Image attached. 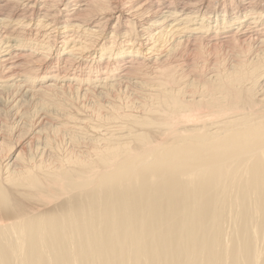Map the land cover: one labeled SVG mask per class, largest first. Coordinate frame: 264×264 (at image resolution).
Listing matches in <instances>:
<instances>
[{
    "label": "bare ground",
    "instance_id": "1",
    "mask_svg": "<svg viewBox=\"0 0 264 264\" xmlns=\"http://www.w3.org/2000/svg\"><path fill=\"white\" fill-rule=\"evenodd\" d=\"M0 264H264V0H0Z\"/></svg>",
    "mask_w": 264,
    "mask_h": 264
},
{
    "label": "rangeland",
    "instance_id": "2",
    "mask_svg": "<svg viewBox=\"0 0 264 264\" xmlns=\"http://www.w3.org/2000/svg\"><path fill=\"white\" fill-rule=\"evenodd\" d=\"M194 55L196 56V53L193 54V56H194ZM193 56H192V57H193ZM194 59H195V57H194ZM28 66H29V65H28ZM28 66H27V65H24L23 68H24L26 71H27V70L29 71L30 68H29Z\"/></svg>",
    "mask_w": 264,
    "mask_h": 264
}]
</instances>
